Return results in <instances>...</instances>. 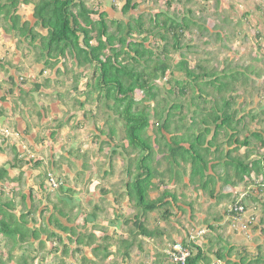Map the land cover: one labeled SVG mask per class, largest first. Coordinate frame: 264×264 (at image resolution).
<instances>
[{
  "label": "trees",
  "instance_id": "trees-1",
  "mask_svg": "<svg viewBox=\"0 0 264 264\" xmlns=\"http://www.w3.org/2000/svg\"><path fill=\"white\" fill-rule=\"evenodd\" d=\"M105 1L121 11L123 19L111 18L107 12L87 6L86 0H37L33 17L47 31L43 36L30 23L22 24L18 15L20 4L30 5L32 0H0V17L7 23L9 35L18 36L17 48L22 47L25 58L35 51L34 61L43 66L32 81L22 75L20 62L13 65L0 57V74L8 76L4 81L6 86L0 84L4 90L0 103L12 102L13 110L0 108L1 125L18 111L33 114L28 105L33 99L31 91L35 90L28 89L29 84H35L34 88L38 89L44 72L54 71L62 62L64 70L57 68L55 74L69 77L57 83L73 85L52 93L51 98L72 108L63 115L66 122L58 117L55 119L58 123L51 124L52 136L64 125L77 128L92 123L95 133L91 132L94 136L90 141L99 147L95 152L107 158L103 161L107 163L105 169L100 171L103 179L114 175L118 152L128 165L122 172L126 179L100 189L99 203L84 219L90 232L82 233L77 229V217L83 208L72 203L75 191L66 188L67 181L57 178L62 185L54 191L57 197L53 202L48 191L52 173L41 171L39 190L31 186L28 193H23L26 173L20 165L22 160L16 155L12 161L1 164L0 264H44L45 258L40 254L46 247L43 241L46 234L56 243L54 249L59 260L55 264H72V261L100 264L101 258L110 259L117 254L129 264L133 247L141 248L140 239L154 235L147 226L149 214L170 222L174 207L181 208L177 204L184 192L176 193L173 184L183 190L203 191L208 198L206 202L226 201L231 202L230 207L236 204L244 207L245 214L230 212L227 207L216 212L213 206L209 207V217L202 224L211 233L221 228L217 222L225 217L234 221V217L243 219L248 213L247 218L252 222L247 228L254 227L258 213L264 217V93L245 90L256 82L254 78L264 77L254 76L253 66L242 65L237 58L224 62L207 51L191 64L184 52L187 48L190 54L199 53L195 51L197 46L192 45L193 27L202 32L201 46L208 47L219 45L211 44V40L219 43L221 31L225 32L233 22L226 16L214 20L213 28H209L202 18H194L193 11L177 6L173 9L171 0L162 1L168 10H177V17L160 13L146 20L145 12L136 18L131 16L139 7L145 9V0H126L122 8L117 0ZM232 27L239 36V23ZM159 31L164 33L158 36ZM67 58L72 61L70 65ZM12 68L15 75L10 72ZM52 82L49 80L44 87ZM246 92L258 101L252 112H247L251 105L247 99L239 104ZM35 113L42 116L39 110ZM76 113H82L81 120L73 123ZM31 130L28 124L22 137L29 136ZM9 138L0 128V145H5ZM4 151L0 146V155ZM68 152L73 155L75 150ZM158 154L163 155L162 160H157ZM32 164V168L41 169L44 162ZM225 188L236 190L237 197L243 193L245 196L232 201V194H226ZM109 195H114V203L118 205L127 200L133 210V214L127 215L123 208H114V221H122L118 239L99 225ZM190 206V211H195ZM189 222H196L194 215ZM257 229H263L264 233L262 218L254 231ZM155 235L160 237L162 232L158 229ZM220 237H205L208 244L199 246L189 244L185 235L187 239L182 243L191 252L188 264H264L262 245L256 246L255 252H250L246 245L236 252L234 244L221 245ZM111 241L117 245L115 253ZM71 244L77 247L71 248ZM87 246L92 250L91 259L83 255V247ZM44 254L50 255L52 251ZM158 256L162 260L154 264H174L170 256L161 252Z\"/></svg>",
  "mask_w": 264,
  "mask_h": 264
},
{
  "label": "rangeland",
  "instance_id": "rangeland-1",
  "mask_svg": "<svg viewBox=\"0 0 264 264\" xmlns=\"http://www.w3.org/2000/svg\"><path fill=\"white\" fill-rule=\"evenodd\" d=\"M194 1L195 3L188 2L187 0H171L173 3L172 8L175 9L177 6L180 9L182 8L193 11L194 18L197 20L202 18L209 28H213L214 20L218 21L221 20L220 18L227 16L231 22H233L232 25L234 24L235 26L237 23H239L240 34L237 36L236 31H234V27L231 25L228 29H226L225 32L223 30L221 31L223 35L219 43H215L213 39L211 40V44L219 45L202 47V32L198 29V27H193L191 30V40L193 42L192 45L197 46L195 47V51L199 53L195 54L194 52L193 54H190V49L188 50L186 48V50H184L191 64L200 60L202 58L201 55L205 56L206 52L208 51L212 53L218 60H222L224 62L231 57L237 58L240 64L253 66L252 70L254 71V76L258 75L264 77V9H262L264 8V0ZM125 2L126 0H117L118 7L122 8ZM37 3V0H32L30 5H26L22 2L18 8V15L21 18L22 24L24 22H28L34 31L46 36L47 31L37 24L33 17L34 9ZM86 4L89 7H95L100 12H107L111 18L123 19L121 11H119L117 8L114 10L113 6L105 0H86ZM144 6L145 9H140L142 7L141 6L137 10L132 11L131 16L136 18L138 14L145 12L146 20H149L151 15L154 17L160 13H165L170 17H177L178 15L177 10H168L167 6L162 0H145ZM198 8L200 9L199 11ZM258 9H260V11L263 10V13ZM6 26L7 23H5L0 17V57H4L5 61L12 62L13 65H16L17 62H20L22 75L32 79L33 81V79L39 76L43 66L41 64H37L34 61L35 51H33L32 54L26 58L23 56L21 51L22 47L20 49L17 48L18 36L14 37L9 35ZM218 26L221 25L218 24ZM162 31L156 32V34L158 36L163 34L164 32ZM258 34L260 35L259 38L256 37ZM184 44L186 45V41H184ZM199 45L202 48H199ZM67 61L68 65L72 63L71 59L67 58ZM62 66L63 65L61 62L54 69V71H49L47 74L44 73L43 77H41L40 81L38 82V84L41 86L38 89L34 88L35 84H29L30 88L28 89L35 90H30L33 99L29 101L28 105L31 106L33 114L30 112L20 114L18 111L14 117L8 118L6 124L2 126L0 123V128H3L5 136L10 137L5 145H0L5 150L0 155V165L6 163L7 161H12V159L18 155L19 160H22L20 161L22 170H24L26 173L24 176V181L26 184L24 190H21L23 193H28V188L31 186H35V188H38L39 190L38 184L40 182L39 180H41V171H48L49 173H52V177H54L56 182V178H61L65 182L67 181L65 185L66 188H70L75 191V193L71 196L72 203L78 206V208H83L80 210V212L78 211L77 219L79 220V225L77 226V229L82 233H87L90 232V226H85L84 219L86 218L87 214L93 211L94 205L99 203V200L101 199L100 189H102L104 186L118 182L121 178L126 179V176L123 175L122 172L123 168L127 167L128 165L125 162L126 160L124 161L122 159L121 152H118L116 154L117 158L114 161V175L110 177L111 179H103V175H100V171L105 169L107 163H104L103 161L107 158L103 157L104 154H97L95 151L99 148L98 145L92 144L90 141L94 136L91 135V132L95 133L92 123H88L84 127L79 126L77 128H70L67 127V125H64L57 129L59 131L57 135L54 137L52 136L50 128L51 124L53 122L58 123V121L55 120L58 117L62 121L66 122V118L63 115L72 108L60 105L59 101L55 102V100L51 98L52 93L63 91L73 85V83H67L65 86H62L60 83H57L58 81L60 82L64 78L69 77L67 75L60 76L55 74L57 68H60L61 71L64 70ZM10 72L11 74L15 75L14 68H12ZM182 76H184V73ZM7 77L8 76L4 74H0V84L2 87L6 86L4 81L7 79ZM49 80H53L51 85L49 87H44L48 85ZM254 81L256 82L253 83V85L246 84L247 86L245 90H248L252 94L254 91H261L264 93V78H254ZM82 84L84 83L82 82ZM1 86L0 95L3 94L4 91ZM249 92H246L245 97L239 99V104L242 103L244 99H247L249 103L251 102L247 112H252V110L255 109L258 101L257 99L254 100L253 95L250 96ZM14 99L17 101L16 98ZM42 105H44L43 108L41 107ZM22 106L23 105L19 101L18 107L21 108ZM0 108H6L11 112L12 102L3 104L0 103ZM36 110L41 111L42 116H39L37 113H35ZM76 114L77 115H75L72 120L73 123L81 120L82 113L79 115L78 113ZM28 124L32 128L31 133L29 136H25L23 138L22 133L25 131ZM100 124L102 125L103 122ZM6 130L9 131V134H7ZM29 139L31 143L28 141ZM35 139H37L36 143L34 142ZM29 145L32 146V149L29 147ZM11 146L15 148L14 151ZM69 149L75 150L73 155L68 152ZM103 150H106V148L103 147ZM156 158L157 160H162L163 155L158 154ZM40 161L44 162V165L41 167V169L32 168V163ZM164 164L166 163L164 162ZM36 182H38L37 185ZM173 186L176 187V193H179L180 191L184 192L183 197L181 196V202L177 204L181 206V208L176 206L175 209L174 207L173 219L170 222L157 219L158 215L152 216V214H149L150 220L147 221V226L149 230L153 231L154 235L150 238L142 237L140 239L142 249L138 246L133 247V250L130 253V259L128 262L129 264H154L157 263V261L159 262V260L162 259L158 256V253L160 254L161 252L166 254L169 252L166 247H169L175 243V241H183L185 235L187 236L186 232L190 231L192 228L204 231V238H201L199 241H197V245L199 246L208 244V240L205 239V237L218 235L221 236V245L231 247L232 244H234L236 252H239L244 245L248 246L250 252H255V247L259 245H262L264 248L263 229H257L254 231V227L258 225L260 218L264 220V217H262L259 213L258 217L255 219L253 228H247L246 230H243L241 227L242 222H244L246 218L249 217L247 216V213L242 222H235L229 217L223 218L217 222L219 225H222L221 228H218L216 233H211L207 230V226L202 224L204 219L209 217L208 212L209 209H211L209 207L213 206V211L218 212L220 210L222 211L225 207L230 208L231 202L228 204L226 201L219 202L218 204L215 202H206L208 198L203 191H195L192 188H190L192 189L191 191L189 189L183 190L182 187H178L179 185L176 184H173ZM48 191L47 193L50 194V197L51 195L53 197H51V200L53 202L56 201L57 194L54 192L55 189L52 192L51 187L48 186ZM224 192L226 194H232V201L233 199L238 201L240 198L245 196L243 193L237 197L236 190H232L230 188H225ZM66 197L64 199L70 200ZM107 199L108 203L104 204L105 209L100 215L101 221H99V225L104 230H107L109 235L113 236V238L118 239L122 234V221H114V208H123L124 213L127 215L133 214V210L129 208L127 200L122 201L121 204L118 205L114 203V195H109ZM190 205H193L195 211H190ZM248 211L249 213H252V210ZM191 215L195 216L196 222H191V224H189V218ZM199 221L200 223H198ZM158 229L162 232V236L155 237V233L158 231ZM48 237V234L43 237L46 247L44 252L40 255H43L45 258L44 264H55L59 260V257L54 249L56 243H54L53 240ZM189 241L191 240L189 239ZM111 242H113L111 249L112 253H115L117 252V245L114 243V241ZM162 244H164L165 247L162 248ZM76 247V244H71V248ZM48 250L52 251V254H44ZM83 251V255H85L87 259L92 258V250L90 247H83ZM99 263L126 264L122 259V255L120 254L111 256L110 259L101 258ZM72 264H83V262L72 261Z\"/></svg>",
  "mask_w": 264,
  "mask_h": 264
},
{
  "label": "built area",
  "instance_id": "built-area-1",
  "mask_svg": "<svg viewBox=\"0 0 264 264\" xmlns=\"http://www.w3.org/2000/svg\"><path fill=\"white\" fill-rule=\"evenodd\" d=\"M7 134H9V131H7ZM54 183V182H53ZM230 212L245 214L244 207L242 205L236 204L232 207H230ZM244 218L240 217H234V221L236 222H242ZM251 218H246L244 222H242V229L246 230L247 225L250 224ZM204 231L203 230H194L192 229L189 233L188 238L191 240L190 242H193L194 244H197V241L199 239H203ZM188 244V246H189ZM165 247V246H164ZM169 252L166 253V255L170 256L175 264H188V259L191 256V252L189 251V247L184 246L182 242H176L170 245L169 247H166Z\"/></svg>",
  "mask_w": 264,
  "mask_h": 264
},
{
  "label": "clouds",
  "instance_id": "clouds-1",
  "mask_svg": "<svg viewBox=\"0 0 264 264\" xmlns=\"http://www.w3.org/2000/svg\"><path fill=\"white\" fill-rule=\"evenodd\" d=\"M44 73H46V72H44ZM57 179V178H56ZM54 182V183H53ZM60 185H62V183L61 182H58V180H57V182H56V180H54V178L51 176V179H50V187H51V191H53L54 189L56 190ZM230 209V208H229ZM236 222V221H235ZM192 230V229H191ZM190 230V231H191ZM190 233V232H189ZM187 236H189V235H187ZM204 236V235H203ZM177 242V241H176ZM180 242H182V241H180Z\"/></svg>",
  "mask_w": 264,
  "mask_h": 264
}]
</instances>
